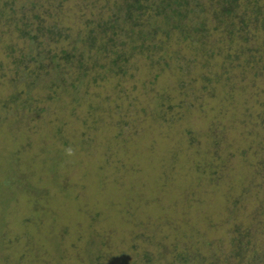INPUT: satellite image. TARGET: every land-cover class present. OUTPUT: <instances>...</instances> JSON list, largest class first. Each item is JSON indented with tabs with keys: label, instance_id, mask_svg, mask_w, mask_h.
<instances>
[{
	"label": "rangeland",
	"instance_id": "obj_1",
	"mask_svg": "<svg viewBox=\"0 0 264 264\" xmlns=\"http://www.w3.org/2000/svg\"><path fill=\"white\" fill-rule=\"evenodd\" d=\"M118 1L0 0V264H244L226 260L238 228L264 255L263 55L224 67L189 44L158 51L163 36H121L114 62L86 36ZM11 7L63 25L67 40H45L47 71L68 42L87 69L29 86L39 55Z\"/></svg>",
	"mask_w": 264,
	"mask_h": 264
},
{
	"label": "trees",
	"instance_id": "obj_2",
	"mask_svg": "<svg viewBox=\"0 0 264 264\" xmlns=\"http://www.w3.org/2000/svg\"><path fill=\"white\" fill-rule=\"evenodd\" d=\"M114 6L115 10L110 19L104 20L103 17L98 16L94 20L95 28H91L89 36H86V43L89 49L91 48L90 50L94 49L104 54L111 52L116 56L114 62L125 54L121 50H112L111 48L116 46V42L121 36L125 37L122 40L123 44L126 43V39L136 43L140 41L142 47L149 41H153L154 38L156 39L157 36H163L164 39L157 38L155 40L158 51L161 52L162 49L167 53L177 42L189 44L199 55L211 58L213 54V56L221 57L224 67L227 64H233L231 62L233 60L240 62L235 66L236 68L242 66L243 63L255 64L260 61L259 58H255L256 55H263L264 58V40L262 44H259L257 36V32L260 30L264 32V0H119ZM10 9L12 16L15 14V10L13 7ZM15 18L20 22L17 27L20 37L35 44L36 56L39 55L36 70H32L35 79L30 82L29 86L39 83L38 78L42 70H45L47 74L51 71L54 73L51 85L53 88H59L65 87L66 78L64 75L67 67L77 62L78 66L83 67V71L87 69L84 67L86 62L82 59L83 54L78 53L80 47L68 42L69 49H60L61 60L64 63L54 60L56 55L53 54L50 57L52 62L49 68L51 70L47 71V67L42 62L45 40L47 43L50 41L59 43L67 40L68 34L62 28L63 25L58 24L57 20L48 21L38 13L33 15V20L26 19L24 13L21 16L14 15L11 20L15 22ZM89 22L93 23L92 19ZM211 33L217 35L219 40L218 42L215 40L214 44H207L206 40ZM172 36L178 38L174 37L171 42ZM221 41L227 43L228 52H224L222 49ZM83 42L85 41L83 40ZM233 43H235V54L229 53ZM249 43L258 44L257 48H247L246 45ZM36 56L30 58L35 61ZM25 57L24 53H20L18 64H24L23 58ZM25 68L28 69V66L26 65ZM111 69L115 71V69ZM76 79L80 82V78ZM58 81H63V83L59 86ZM77 83L74 84L75 87ZM236 233L237 235L231 240L232 251L230 250L226 260L230 261L232 256L243 259L244 264H262L263 252L252 249L254 246L250 236L242 235L239 228ZM262 237L264 238V234ZM145 258L150 260L147 254ZM183 262L194 264L190 255L185 256Z\"/></svg>",
	"mask_w": 264,
	"mask_h": 264
}]
</instances>
